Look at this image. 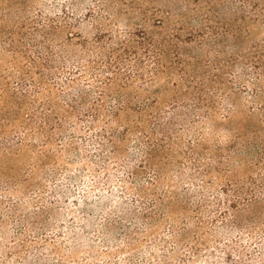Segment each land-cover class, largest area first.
<instances>
[{"label":"trees","instance_id":"1","mask_svg":"<svg viewBox=\"0 0 264 264\" xmlns=\"http://www.w3.org/2000/svg\"><path fill=\"white\" fill-rule=\"evenodd\" d=\"M73 1L0 30V206H62L65 181L94 166L96 182L119 176L112 219L125 244L164 247L148 238L163 223L171 249L192 256L219 233L207 264L221 254L225 264H264V34L252 33L264 26V0H198L120 43L117 29L72 31L83 23L66 11ZM227 2L235 11H220ZM87 222L59 236L79 245ZM46 259L33 252L22 264Z\"/></svg>","mask_w":264,"mask_h":264},{"label":"rangeland","instance_id":"2","mask_svg":"<svg viewBox=\"0 0 264 264\" xmlns=\"http://www.w3.org/2000/svg\"><path fill=\"white\" fill-rule=\"evenodd\" d=\"M197 1L74 0V5L67 7L66 11L75 12V17L83 22L74 25L72 21V31H80L82 35L92 37L99 29H117L120 43L129 37L127 31L152 23L155 17L166 16L167 12L177 14L186 8L198 7ZM67 2L68 0H0V30L27 27L31 23L29 17L41 12L49 15L60 13ZM235 7L228 2L218 6L221 12L227 14L232 10L235 11ZM92 13H101L105 18L99 22H91L88 18ZM260 29L261 31L258 25L254 26L252 33L259 32L258 36H261L264 34V26ZM74 166L75 171H78L80 165L76 162ZM95 169L98 167L92 166L77 179L65 181L67 196L60 201L59 205L62 206L57 207L56 204L52 206L53 204L48 203L42 213L34 214V211L39 210V203L36 204L32 198H26L20 205L10 208L11 210H7L8 203L1 202L0 264H22L23 259L33 252H41L46 256V264H119L121 262L145 264L143 260L145 257L150 259L151 264H183L182 261L188 257H193L194 260V263L190 264H207L205 260L214 261L211 252L215 251L213 245L215 239H219V233L210 234L208 244L195 256L187 250L171 249V237L167 234L163 223L152 229L148 238L163 237L166 241L164 247L149 248L146 246V239L135 240L134 245L130 246L122 242L123 240L119 238V218L112 219L115 216L112 213L119 204V176H114L106 185L95 181L97 175ZM36 175L35 179L38 180L41 174ZM105 176L104 172L100 174L103 179ZM25 186V183L20 184L14 194L20 195L25 190ZM38 191L33 192L36 194ZM85 194H88L89 198L85 199ZM101 194L104 195L102 202L88 204L89 200L91 202L97 200ZM3 197L0 196V199ZM56 207H64L60 209L67 212L66 215L56 214ZM106 216H109L108 220L105 219ZM87 219L88 222L84 227L87 238L81 239L79 245H72L69 239L59 236L60 231L67 230L74 224L82 225ZM111 222L113 223L110 224ZM234 235H230L225 241H234ZM221 256L219 260L221 264H225V255L221 254Z\"/></svg>","mask_w":264,"mask_h":264}]
</instances>
